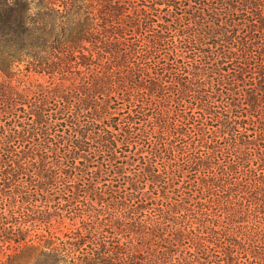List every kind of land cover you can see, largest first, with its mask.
Returning <instances> with one entry per match:
<instances>
[{"label": "trees", "instance_id": "16d2710c", "mask_svg": "<svg viewBox=\"0 0 264 264\" xmlns=\"http://www.w3.org/2000/svg\"><path fill=\"white\" fill-rule=\"evenodd\" d=\"M0 264H264V0H0Z\"/></svg>", "mask_w": 264, "mask_h": 264}, {"label": "rangeland", "instance_id": "374dc122", "mask_svg": "<svg viewBox=\"0 0 264 264\" xmlns=\"http://www.w3.org/2000/svg\"><path fill=\"white\" fill-rule=\"evenodd\" d=\"M25 66L22 65V68H24ZM29 77L31 79H36L38 80L39 82H46L48 80V77L45 75V74H36L34 72H30L29 73Z\"/></svg>", "mask_w": 264, "mask_h": 264}]
</instances>
